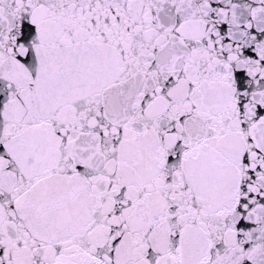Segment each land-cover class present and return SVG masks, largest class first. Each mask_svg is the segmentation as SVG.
<instances>
[{"label": "snow or ice", "instance_id": "snow-or-ice-1", "mask_svg": "<svg viewBox=\"0 0 264 264\" xmlns=\"http://www.w3.org/2000/svg\"><path fill=\"white\" fill-rule=\"evenodd\" d=\"M0 264H264V0H0Z\"/></svg>", "mask_w": 264, "mask_h": 264}]
</instances>
